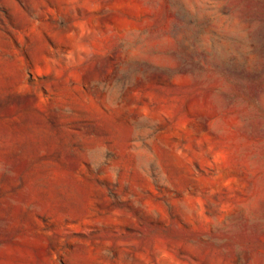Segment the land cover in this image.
<instances>
[{
    "label": "rangeland",
    "instance_id": "374dc122",
    "mask_svg": "<svg viewBox=\"0 0 264 264\" xmlns=\"http://www.w3.org/2000/svg\"><path fill=\"white\" fill-rule=\"evenodd\" d=\"M0 264H264V0H0Z\"/></svg>",
    "mask_w": 264,
    "mask_h": 264
}]
</instances>
